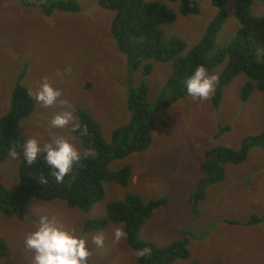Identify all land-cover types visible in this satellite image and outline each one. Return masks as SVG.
Segmentation results:
<instances>
[{
  "label": "rangeland",
  "instance_id": "rangeland-1",
  "mask_svg": "<svg viewBox=\"0 0 264 264\" xmlns=\"http://www.w3.org/2000/svg\"><path fill=\"white\" fill-rule=\"evenodd\" d=\"M78 1L76 11L56 9L47 15L41 6L44 0H0V116L7 112L19 81L35 93L47 78L60 96L49 106L36 100V109L22 120L20 130L26 139L35 137L41 144L53 137L67 139L81 154L85 152L82 142L72 133L73 125L79 122L76 106L85 107L110 138L113 128L128 118L126 91L146 80L151 85L150 97L156 96L171 66L155 61L148 77L141 75V70L132 71L111 33L113 11L102 8L99 0ZM163 1L178 8L174 2ZM201 7L199 14H179L174 22L163 24V29L192 46L217 10L209 0H203ZM226 7L229 15L217 38L219 46L233 38L240 26L235 16L236 0H226ZM263 11V2L254 0L252 12L260 15ZM223 66L214 68L210 75L218 77ZM246 80L240 74L227 85L218 106L213 102L216 81L206 99L188 95L161 108L149 150L113 160L109 166L116 170L131 165L133 175L128 185L105 181V196L89 211L70 207L63 199L47 202L36 198L21 212L7 214L0 208V236L10 245L0 264H32L34 251L25 247V238L42 215L86 238L88 264L133 263L138 253L127 244L123 223L111 222L90 232L83 228L87 219L106 216L107 203L124 198L128 192L145 200L168 196L167 203L155 209L141 228L142 239L165 246L187 235L191 259L201 264H264V222L247 224L251 213L264 211L263 147H252L241 163H227L226 179L207 187L198 212L189 201L204 177L201 163L208 148L225 145L239 149L244 136L264 128V92L257 90L243 101L240 89ZM65 111L72 113V119L63 127L51 126L53 116ZM22 160L20 150L0 163L1 183L17 187ZM117 228L124 233L119 239L115 237ZM97 235L103 237L101 245L93 240ZM171 264H188V260Z\"/></svg>",
  "mask_w": 264,
  "mask_h": 264
},
{
  "label": "trees",
  "instance_id": "trees-1",
  "mask_svg": "<svg viewBox=\"0 0 264 264\" xmlns=\"http://www.w3.org/2000/svg\"><path fill=\"white\" fill-rule=\"evenodd\" d=\"M169 1L176 3L178 8L163 0H99L102 8L113 11L111 33L132 71L141 70V75L148 77L155 69V61H159L171 66L170 74L159 93L152 98L151 85L146 80L126 91L128 118L113 128L110 138L105 136L102 124L85 107L76 106L80 127H73L72 133L81 140L85 151L79 154L80 160L57 183L50 166L44 163L43 153L31 165L23 159L17 168V187L11 189L0 182V208L4 213L21 212L31 198L47 202L63 199L70 207L89 211L105 196V181L128 185L133 167L125 165L111 170V162L149 150L157 112L189 95L185 81L198 65H203L210 74L214 68L224 64L214 93L216 106L221 103L226 86L240 74L247 78L240 89L243 101L257 90L264 92V11L260 15L252 12L254 0H236L235 16L240 26L234 37L222 46L218 45L217 38L229 15L226 0H209L216 7V13L192 46H188L178 34H168L162 25L174 22L179 14H199L203 0ZM261 1L264 4V0ZM79 5L78 0H44L41 3L47 15L56 9L76 11ZM30 90L19 81L13 88L7 112L0 116V163L7 160L13 149L16 152L22 150L26 137L20 130V124L37 104L34 93L29 95ZM254 146L264 148V128L259 133L244 136L239 149L214 145L206 150L201 163L204 177L189 197L195 212L199 211L200 203L207 195V187L226 179V164L245 161ZM41 177H45L47 182L41 183ZM167 197L163 195L145 200L137 193L128 192L124 198L107 203L106 216L87 219L83 228L90 232L104 229L111 222L123 223L125 240L138 253L131 264H171L178 259L188 260V264H201L191 259L187 235L165 246L140 237L143 225L155 209L167 203ZM262 222L264 211L251 213L247 224ZM145 248L149 249L148 253L140 255ZM9 249L7 239L0 236V258L6 256Z\"/></svg>",
  "mask_w": 264,
  "mask_h": 264
},
{
  "label": "clouds",
  "instance_id": "clouds-1",
  "mask_svg": "<svg viewBox=\"0 0 264 264\" xmlns=\"http://www.w3.org/2000/svg\"><path fill=\"white\" fill-rule=\"evenodd\" d=\"M218 77L208 74L203 65H198L192 74L186 79V91L193 98H208L214 91ZM29 95H33L30 90ZM35 99L44 106L52 105L60 96L59 89L54 88L45 78L44 82L36 89ZM72 119V113L65 111L57 113L51 119V126L63 127ZM74 128L80 127L78 124ZM23 159L31 165L37 161L43 153L46 166H50L51 175L57 183L61 182L73 164L80 160V155L75 146L64 138H51L49 142L41 144L37 138H27L22 146ZM15 157V149L11 151ZM41 183H46L45 177L40 178ZM124 233L122 229L115 230V237L119 239ZM93 240L97 245L103 243L102 236H95ZM25 247L34 251L32 264H88L87 257L90 250L86 246V238L78 236L73 231L59 225L54 218L42 215L35 221L34 229L25 238ZM149 249H143L139 254L148 253Z\"/></svg>",
  "mask_w": 264,
  "mask_h": 264
}]
</instances>
